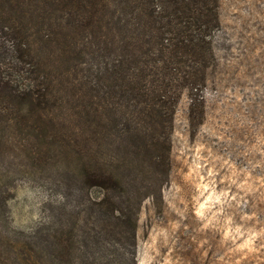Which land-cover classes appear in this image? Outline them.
I'll return each instance as SVG.
<instances>
[{"label": "trees", "instance_id": "16d2710c", "mask_svg": "<svg viewBox=\"0 0 264 264\" xmlns=\"http://www.w3.org/2000/svg\"><path fill=\"white\" fill-rule=\"evenodd\" d=\"M220 7L0 0V264H136L184 95L204 120ZM29 176L49 197L24 232L9 226L5 185Z\"/></svg>", "mask_w": 264, "mask_h": 264}, {"label": "rangeland", "instance_id": "374dc122", "mask_svg": "<svg viewBox=\"0 0 264 264\" xmlns=\"http://www.w3.org/2000/svg\"><path fill=\"white\" fill-rule=\"evenodd\" d=\"M220 16L204 120L191 122L184 95L172 173L163 200L143 205L136 264H264V0H221ZM36 178L5 185L15 230L30 231L49 197Z\"/></svg>", "mask_w": 264, "mask_h": 264}]
</instances>
